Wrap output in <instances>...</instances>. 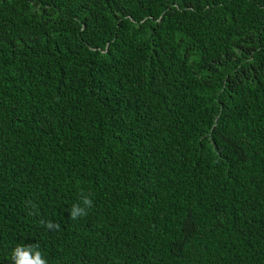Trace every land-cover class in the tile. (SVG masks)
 I'll use <instances>...</instances> for the list:
<instances>
[{"label":"trees","instance_id":"1","mask_svg":"<svg viewBox=\"0 0 264 264\" xmlns=\"http://www.w3.org/2000/svg\"><path fill=\"white\" fill-rule=\"evenodd\" d=\"M16 244L264 264V0H0V264Z\"/></svg>","mask_w":264,"mask_h":264},{"label":"clouds","instance_id":"2","mask_svg":"<svg viewBox=\"0 0 264 264\" xmlns=\"http://www.w3.org/2000/svg\"><path fill=\"white\" fill-rule=\"evenodd\" d=\"M91 194L80 193L79 202L69 209L70 218L73 220L87 216L88 211L93 207ZM35 207V205H33ZM41 223H44L41 221ZM11 264H49L44 253L36 244H16L10 253Z\"/></svg>","mask_w":264,"mask_h":264}]
</instances>
